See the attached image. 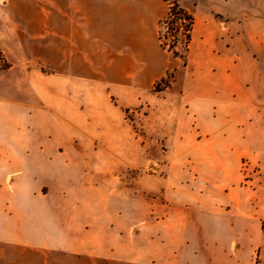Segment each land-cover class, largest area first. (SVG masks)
I'll list each match as a JSON object with an SVG mask.
<instances>
[{"label":"crops","instance_id":"crops-1","mask_svg":"<svg viewBox=\"0 0 264 264\" xmlns=\"http://www.w3.org/2000/svg\"><path fill=\"white\" fill-rule=\"evenodd\" d=\"M167 13L164 0H0L8 65L0 68V264H257L262 219L227 180L183 187L186 198L178 186H162L164 201L144 215V179L128 181L132 164L69 161L53 148L54 138L86 135L84 102L70 91L90 85L100 89L94 133L127 134L122 107L164 74L159 29ZM197 25L211 34V24ZM43 65L59 68V78ZM255 80L246 90L237 74L227 95L205 92L202 105L264 103ZM254 156L264 169V154ZM195 196L196 205L188 198ZM225 206L233 210H218Z\"/></svg>","mask_w":264,"mask_h":264},{"label":"rangeland","instance_id":"rangeland-1","mask_svg":"<svg viewBox=\"0 0 264 264\" xmlns=\"http://www.w3.org/2000/svg\"><path fill=\"white\" fill-rule=\"evenodd\" d=\"M180 3L195 19L192 40L186 47L179 45L177 55L162 50L163 77L135 98V104L122 107L127 134L94 133L90 113L97 107L94 102L100 89L90 85L79 93L70 91V98L80 96L84 102L86 135L57 138L58 142L54 138L53 148L66 151L69 161L132 164L128 181L136 187L144 179V194L139 197L144 215L146 211L153 214L164 201L162 186L174 184L186 198L183 187L194 183L193 191H203L204 179L227 180L230 188L244 193L248 211L262 219V247L255 250L253 260L264 264V169L254 156L255 151L264 154V103L244 106L219 99L211 101L212 107L202 105L205 92L227 95L237 74L246 90L253 88L255 77L264 88V0ZM165 8L168 11L166 2ZM199 19L211 24L208 36L198 27ZM159 30L167 44L173 42L176 34L169 26L163 24ZM203 45L209 52L206 58L202 56ZM205 63L207 69L202 67ZM7 66L0 55V68ZM236 66L243 72L231 70ZM46 67L42 66L46 74L59 78V68ZM244 162L249 170H244ZM188 198L195 205L199 200ZM218 210L228 213L233 207Z\"/></svg>","mask_w":264,"mask_h":264},{"label":"trees","instance_id":"trees-1","mask_svg":"<svg viewBox=\"0 0 264 264\" xmlns=\"http://www.w3.org/2000/svg\"><path fill=\"white\" fill-rule=\"evenodd\" d=\"M164 1L168 4V13L162 21L161 26L163 24L169 26V29L175 32L176 36H173V42L167 44L165 42V36L160 33V47L163 51L177 55L175 49L179 45L186 47L190 43L194 19L188 10L181 6L180 0Z\"/></svg>","mask_w":264,"mask_h":264},{"label":"built area","instance_id":"built-area-1","mask_svg":"<svg viewBox=\"0 0 264 264\" xmlns=\"http://www.w3.org/2000/svg\"><path fill=\"white\" fill-rule=\"evenodd\" d=\"M249 164H248V162H244V164H243V168H244V170H249Z\"/></svg>","mask_w":264,"mask_h":264}]
</instances>
